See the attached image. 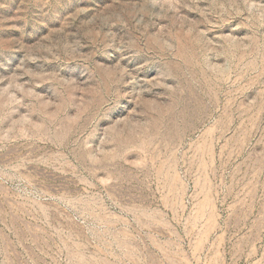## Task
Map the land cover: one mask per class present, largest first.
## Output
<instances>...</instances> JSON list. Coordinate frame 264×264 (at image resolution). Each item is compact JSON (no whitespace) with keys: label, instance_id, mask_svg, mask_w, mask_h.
Returning <instances> with one entry per match:
<instances>
[{"label":"rangeland","instance_id":"obj_1","mask_svg":"<svg viewBox=\"0 0 264 264\" xmlns=\"http://www.w3.org/2000/svg\"><path fill=\"white\" fill-rule=\"evenodd\" d=\"M0 264H264V0H0Z\"/></svg>","mask_w":264,"mask_h":264}]
</instances>
